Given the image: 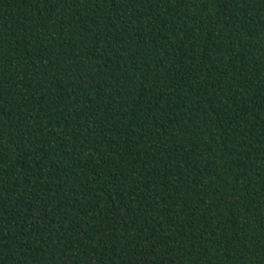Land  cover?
Returning a JSON list of instances; mask_svg holds the SVG:
<instances>
[{
  "label": "trees",
  "instance_id": "1",
  "mask_svg": "<svg viewBox=\"0 0 264 264\" xmlns=\"http://www.w3.org/2000/svg\"><path fill=\"white\" fill-rule=\"evenodd\" d=\"M0 264H264V0H0Z\"/></svg>",
  "mask_w": 264,
  "mask_h": 264
}]
</instances>
